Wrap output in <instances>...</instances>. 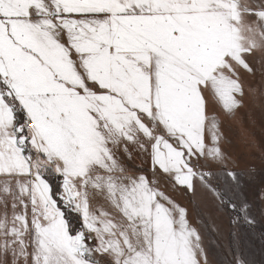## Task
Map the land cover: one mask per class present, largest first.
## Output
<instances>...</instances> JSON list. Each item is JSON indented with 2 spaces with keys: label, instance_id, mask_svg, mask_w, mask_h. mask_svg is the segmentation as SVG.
<instances>
[{
  "label": "snow or ice",
  "instance_id": "snow-or-ice-1",
  "mask_svg": "<svg viewBox=\"0 0 264 264\" xmlns=\"http://www.w3.org/2000/svg\"><path fill=\"white\" fill-rule=\"evenodd\" d=\"M258 73L264 0H0V264H213Z\"/></svg>",
  "mask_w": 264,
  "mask_h": 264
},
{
  "label": "rangeland",
  "instance_id": "rangeland-1",
  "mask_svg": "<svg viewBox=\"0 0 264 264\" xmlns=\"http://www.w3.org/2000/svg\"><path fill=\"white\" fill-rule=\"evenodd\" d=\"M246 80L264 87V77L259 73ZM214 107L220 111L218 105ZM223 119L227 135L224 149L231 157L229 167L240 174L241 194L253 205L257 224L255 227L242 224L233 235L228 217L217 219L219 232L209 233L210 258L213 264H226L231 250L235 249L243 254L248 264H264V101L254 102L251 96L250 99L246 97L235 118L223 116ZM170 194L181 203L188 202L185 195Z\"/></svg>",
  "mask_w": 264,
  "mask_h": 264
},
{
  "label": "trees",
  "instance_id": "trees-1",
  "mask_svg": "<svg viewBox=\"0 0 264 264\" xmlns=\"http://www.w3.org/2000/svg\"><path fill=\"white\" fill-rule=\"evenodd\" d=\"M248 98L250 99V97H248ZM251 100H253L254 102H256L257 100H262V101H264V95L258 93V94L255 95V96H251ZM258 108H259V107H258Z\"/></svg>",
  "mask_w": 264,
  "mask_h": 264
}]
</instances>
